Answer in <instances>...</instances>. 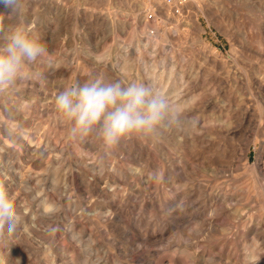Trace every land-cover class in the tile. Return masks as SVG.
Segmentation results:
<instances>
[{
	"label": "rangeland",
	"instance_id": "obj_1",
	"mask_svg": "<svg viewBox=\"0 0 264 264\" xmlns=\"http://www.w3.org/2000/svg\"><path fill=\"white\" fill-rule=\"evenodd\" d=\"M18 22L48 54L0 88V264H264V0H26ZM90 77L195 124L73 141L54 99Z\"/></svg>",
	"mask_w": 264,
	"mask_h": 264
},
{
	"label": "clouds",
	"instance_id": "obj_2",
	"mask_svg": "<svg viewBox=\"0 0 264 264\" xmlns=\"http://www.w3.org/2000/svg\"><path fill=\"white\" fill-rule=\"evenodd\" d=\"M0 5L4 6L0 11V88H3L13 85L26 75V69L43 61L48 49L38 32L18 22L24 18L26 0H0ZM54 105L73 141L94 137L108 150L132 137L151 138L161 126L168 127L173 121L181 131L186 124H195L194 119L181 121V113L172 109L168 96L141 81L125 83L90 77L58 92ZM17 227L14 203L0 187V232L10 236Z\"/></svg>",
	"mask_w": 264,
	"mask_h": 264
},
{
	"label": "built area",
	"instance_id": "obj_3",
	"mask_svg": "<svg viewBox=\"0 0 264 264\" xmlns=\"http://www.w3.org/2000/svg\"><path fill=\"white\" fill-rule=\"evenodd\" d=\"M144 1V0H143ZM151 3L161 2L171 7L172 11L179 13L182 8L188 3V0H145Z\"/></svg>",
	"mask_w": 264,
	"mask_h": 264
},
{
	"label": "bare ground",
	"instance_id": "obj_4",
	"mask_svg": "<svg viewBox=\"0 0 264 264\" xmlns=\"http://www.w3.org/2000/svg\"><path fill=\"white\" fill-rule=\"evenodd\" d=\"M170 7V6H169ZM170 9H171V7H170ZM171 11H172V9H171ZM173 12V11H172ZM173 13H175V12H173ZM176 14H178V13H176ZM9 104V103H8ZM13 116V115H12ZM1 129H2V131L6 134V135H9V136H12V137H17L16 136V133L15 132H13V131H10V129L9 128H7L5 125H2L1 126Z\"/></svg>",
	"mask_w": 264,
	"mask_h": 264
}]
</instances>
